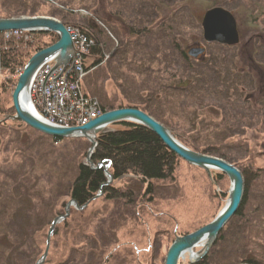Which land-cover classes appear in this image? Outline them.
<instances>
[{"label": "rangeland", "instance_id": "1", "mask_svg": "<svg viewBox=\"0 0 264 264\" xmlns=\"http://www.w3.org/2000/svg\"><path fill=\"white\" fill-rule=\"evenodd\" d=\"M215 6L229 10L235 18L238 45L227 44L235 48L204 40L202 18ZM11 9L24 17L33 12V16L64 20L72 32L84 35L82 29L86 28L93 33L104 54L93 56L89 50L85 58L86 73L79 81L85 97L87 94L101 105L120 98L125 103L130 97L146 102V87L160 84L157 93L171 95H162L161 118L184 127L173 126L174 133L197 143H206L215 134L216 138L227 136L226 142L213 143L215 150L230 155L229 163L247 176L238 214L224 225L203 258L187 254L177 264L203 260L204 264H224L229 256L239 253L264 254V0H11ZM126 26L133 34L125 33ZM30 34L24 36L31 38ZM30 42L35 45L34 39ZM96 59L99 62L94 66ZM193 76V87L188 81L184 89H176V81ZM4 77L6 73L0 70V82ZM12 78L18 79L17 73ZM12 91H0L5 108L12 107ZM187 93L199 96L188 98ZM209 119L217 128L210 126ZM0 125V234L7 232L10 243L16 237L22 239L20 246L0 242V264H18L17 254L30 251L31 230L34 259L44 253L42 240L47 237L49 223L65 210L63 192L68 179L77 175L68 170L79 161L88 165L90 142L77 137L87 141L88 149L83 158L74 160L67 153L76 143L70 139L77 138L57 141L14 120ZM199 126L203 129L198 130ZM131 177L124 175L104 187L113 184L138 189L137 179ZM172 177V181L153 182L151 193L145 190L147 184H141L142 191L130 206L112 201L106 204L102 196L93 197L80 209L84 213L76 226L51 235L43 264H73L82 258L86 263L87 252L100 250L104 251L102 257L95 259L99 264H164L174 239L211 222L223 209L230 189L224 173L211 169L207 174L180 157ZM237 235L241 243L228 250L227 240L234 241ZM201 251L194 249L197 255Z\"/></svg>", "mask_w": 264, "mask_h": 264}, {"label": "trees", "instance_id": "2", "mask_svg": "<svg viewBox=\"0 0 264 264\" xmlns=\"http://www.w3.org/2000/svg\"><path fill=\"white\" fill-rule=\"evenodd\" d=\"M1 9H0V17L3 18H10V17H17L20 16V11L12 12L11 9V0L3 1L1 0ZM250 10L246 9L245 11ZM29 15L33 16V12L28 13ZM109 18H115L114 15L108 14ZM63 24L67 27V23L64 20H61ZM82 29V28H81ZM124 30L125 33L133 34L132 29L126 26ZM82 32L85 33L87 36H91L94 38V35L91 31L88 29H82ZM31 38L29 41H26L24 38L19 37L18 39H14V36L4 39L2 37V33H0V70L1 72L6 73V77L0 82V91H9L13 90L17 79L12 78V75L17 73V76L19 77V71L23 69V67L26 65V62L30 59V57L40 51V49H43L45 47L51 46V44L58 41V36L51 32H31ZM43 38H47L46 40H43ZM34 39L35 45L32 46L30 41ZM96 44L91 48L92 52L91 54L93 56L99 55L100 57L104 54V49H102L101 43H99L96 38H94ZM248 43V42H247ZM246 43V44H247ZM100 44V45H99ZM230 48H235L228 46ZM226 46H222V50L225 51ZM222 52V51H221ZM101 60V59H100ZM99 62V60L96 59L94 62V66ZM168 65H171V59L169 62H166ZM186 79L181 81H176V89H179V87L183 86L185 82L190 83L189 87H193L195 85V77L193 76L192 79H189V77H185ZM195 82V83H193ZM188 83V84H189ZM187 85V84H186ZM160 84L151 85V87H146L147 91V101H139L137 98H129L123 103L124 101L122 98L117 101L116 99L105 101V104H102V111H109L112 109H120V107H134L141 111H144L145 113L149 114L152 118L156 119L159 123L162 125H165L170 133H172L175 137L178 136V139L185 144L186 146L192 148L196 152H201L203 154L207 155H213L218 158H222L228 163L229 159H232L230 155L218 152L214 149V141L219 142L225 141L227 136L216 138V134L213 135L214 137L212 140H208L206 143H197L196 139H187L181 136V134L177 135V133H174L173 126H177V128L180 130L181 128L184 129V127L180 126V123L173 122L172 115L170 112H166V114L169 116L168 119L172 120L171 123L163 120L161 116L164 114L163 110L160 109V103L162 102L161 99L164 96H171L168 93L160 92L158 89L160 88ZM185 86H183L182 89H184ZM153 92V93H152ZM150 93V95H148ZM193 93V92H191ZM187 93V97L191 98L192 96H199L198 93L191 94ZM164 94V95H163ZM163 95V97H162ZM177 97V96H176ZM104 105V106H103ZM14 109L11 107L5 108L3 103H1L0 100V115H8L13 114ZM211 119L208 120V123ZM14 123V122H13ZM201 123V122H200ZM203 124L207 125L206 123ZM210 126L217 128V125L209 123ZM4 125V124H3ZM0 125V126H3ZM117 125L124 126L121 128H116L114 131H110L109 133H102L99 134L98 140H97V146L95 151L91 155V159L94 163H98L100 161H104L106 164H108V171L113 175L114 180H119L120 178H123L124 175H130L131 178H136V185L141 186V184H147L145 187V190L147 193L152 192V184L153 182L157 181H167V180H173L172 177L173 172L176 169L177 164V156L174 155L172 152L168 150L166 145H163L161 140L156 136V134H152L148 129L145 127L139 126L138 124L129 123V122H120L117 123ZM183 125V124H182ZM194 126V122L192 123V128ZM209 127V126H208ZM203 129L202 126H199L198 130ZM174 130V131H173ZM187 130V131H186ZM185 132H189L191 128H187ZM184 132V133H185ZM78 139V140H77ZM77 139H70V141H75V147L70 150L67 154L68 156L72 157L74 160H78L84 157L85 152L87 151V141L82 138ZM64 141V139H61V141ZM77 140V141H76ZM56 141V140H55ZM59 141V139H57ZM66 154V155H67ZM59 156H61L64 159H67V157L63 155L62 152H59ZM69 168V167H67ZM72 169H69L68 171L71 173L73 170L77 173L76 177H73L72 179H68L67 188L65 187L64 198L65 200L61 202L63 208L65 207V203L69 199H74L79 205H84L88 203L93 197H95L98 194L100 185L105 181V173L103 169L98 170H92L88 165L85 164V161H79L76 163V165L71 166ZM67 171V173H68ZM74 174V173H73ZM75 175V174H74ZM244 178V174H243ZM247 180V176L244 178ZM133 181V180H130ZM141 191H138L136 189H132L128 186L123 187H104L103 188V194H102V200L103 202L110 203L115 202L117 205L119 203L126 204V206H130L135 202V197L140 194ZM64 211V210H63ZM62 211L63 214L64 212ZM84 213V210L77 211L75 208L71 207L69 211V216L61 221L60 223L56 225L52 235H60V230L64 227L66 231L67 229H70L74 226H76L77 222L81 218V215ZM238 214V212H236ZM121 214V213H119ZM103 221H106L104 219ZM50 225V223H49ZM76 230V229H75ZM250 230V229H249ZM30 251L27 253H21L17 254L16 260L18 264H34L38 259H34V249H33V238H32V230L30 231ZM83 236V235H82ZM13 238H15V235H13ZM43 238L44 234H43ZM78 238V237H77ZM85 238V236H83ZM87 238V237H86ZM240 237H235L234 241L227 240V246L226 248L229 250H233L238 243L240 242ZM22 239H18L17 237L15 240H13L12 243H10L9 236L6 233L0 234V242L7 243L10 247V244H15V246H20ZM42 244L45 245L46 238L42 240ZM80 243V242H79ZM22 244V243H21ZM238 250V249H236ZM234 250V251H236ZM215 248L212 249L211 252H214ZM41 252L39 251V254ZM88 253V260L86 263H83L82 260L74 261L73 264H99L95 259H99L102 257L104 251L100 250L98 252H93V254ZM246 256H242V253L236 254L235 256H229L228 259L224 264H237V263H250V264H264V254L257 255L254 252L246 253ZM41 256V255H40ZM38 256V257H40ZM211 254L209 253L207 255V258H209ZM263 259H261V258ZM260 258V259H259ZM60 264H68L60 262ZM199 264H204L203 262H200Z\"/></svg>", "mask_w": 264, "mask_h": 264}, {"label": "water", "instance_id": "3", "mask_svg": "<svg viewBox=\"0 0 264 264\" xmlns=\"http://www.w3.org/2000/svg\"><path fill=\"white\" fill-rule=\"evenodd\" d=\"M202 27L204 40L208 42H217L224 45H238L239 33L236 29V21L233 14L226 9L215 6L206 10L202 18ZM21 30L26 32H46L55 33L58 36V41L51 46L40 49L34 53L26 62L14 86L11 94V103L14 109L13 115H6L0 119V122L6 120H14L25 123L29 128L35 129L43 135H48L54 139H66L84 137L90 142V146L86 155L88 166L92 170L103 168L107 181L100 185L99 193L95 196L98 198L103 193L102 188L112 183L113 175L107 170V164L104 161L94 163L91 155L97 145V136L102 133H109L113 130L111 127L120 122H129L145 126L150 132L156 134L163 145H166L174 155L183 159L186 163L201 167L207 174L214 169L222 172L229 178L230 189L228 198L223 205V209L212 218V221L202 225V227L193 230L191 233L177 236L172 242L166 253L164 264H177L178 260L184 256V253L190 252V257L203 258L204 255L213 246L214 240L222 231L224 225L232 216L239 210V206L243 201L244 179L239 169L228 163L222 158L213 155L196 152L182 144L173 136L165 125L159 123L149 114L134 107H123L120 109L109 110L101 113L97 118L88 121L84 125L76 126H60L49 122L45 117H41L35 106L31 102V84L37 75V72L42 66L49 62H54L53 70L58 67H66L74 57L75 47L74 40L71 38L69 29L53 17L46 16H18L17 18L0 17V32ZM203 52V49L200 48ZM30 107H28V105ZM88 205L79 206L74 199H69L66 203L64 213L55 217L50 225L46 239L45 251L34 264H43L49 252L50 237L56 225L63 219L69 216L70 207L77 210L85 208ZM200 255L192 253V249L196 246H202ZM199 254V253H198ZM250 264V263H237Z\"/></svg>", "mask_w": 264, "mask_h": 264}, {"label": "built area", "instance_id": "4", "mask_svg": "<svg viewBox=\"0 0 264 264\" xmlns=\"http://www.w3.org/2000/svg\"><path fill=\"white\" fill-rule=\"evenodd\" d=\"M0 33L4 39L12 36L24 37L26 41L30 39L29 35L24 36L28 32L20 30ZM69 33L77 51L71 60V67L53 70V61L42 66L31 84L30 96L41 117L60 126L77 127L99 116L96 101L87 97V94L85 97L79 89V81L86 73L85 58L95 41L85 33L83 35L80 32H72L70 28Z\"/></svg>", "mask_w": 264, "mask_h": 264}, {"label": "bare ground", "instance_id": "5", "mask_svg": "<svg viewBox=\"0 0 264 264\" xmlns=\"http://www.w3.org/2000/svg\"><path fill=\"white\" fill-rule=\"evenodd\" d=\"M96 44V42H94L93 43V45H95ZM74 47H75V44H74ZM76 50H75V53L74 54H76ZM68 65V64H67ZM66 65V66H67ZM58 68H63V67H58ZM96 103H97V101H96ZM28 105V107H30V105L29 104H27ZM97 108H98V115H100L101 113H103V111H102V108H101V104L100 103H97ZM120 108H123V107H120ZM112 110H114V109H112ZM116 125V124H115ZM140 126V125H139ZM143 127H145V126H143ZM113 128V130L112 131H114L115 129H116V127H112ZM146 128V127H145ZM147 129V128H146ZM152 133V132H151ZM153 134V133H152ZM174 136V135H173ZM98 137V136H97ZM175 137V136H174ZM176 138V137H175ZM87 140V139H86ZM97 140H98V138H97ZM179 140V139H178ZM180 141V140H179ZM181 142V141H180ZM182 143V142H181ZM183 144V143H182ZM185 145V144H184ZM97 146V145H96ZM88 148H89V146H88ZM170 151V150H169ZM171 152V151H170ZM113 180H114V178H113ZM141 187V186H140ZM138 188V189H136V190H138V191H142L141 190V188ZM103 194V193H102ZM102 194H101V196H102ZM87 204V203H86ZM89 204V203H88ZM85 205V204H84ZM82 206V205H81ZM71 208V207H70ZM64 220V219H63ZM203 247V243H202V246H196V247H194L193 249H192V253H194L195 254V252H194V249L195 248H202ZM190 253V252H189ZM188 252H186V253H184V256L185 255H187V254H189ZM200 254V253H199ZM191 255V254H190ZM191 258H192V256H191Z\"/></svg>", "mask_w": 264, "mask_h": 264}]
</instances>
